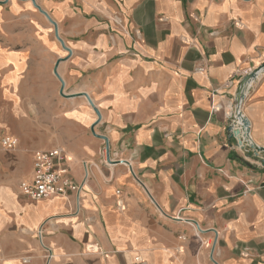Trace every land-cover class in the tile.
<instances>
[{
  "label": "crops",
  "instance_id": "crops-1",
  "mask_svg": "<svg viewBox=\"0 0 264 264\" xmlns=\"http://www.w3.org/2000/svg\"><path fill=\"white\" fill-rule=\"evenodd\" d=\"M262 65L264 0L0 3V137L17 142L0 141V264H264V167L228 130ZM242 110L264 147V71ZM57 149L75 186L27 198Z\"/></svg>",
  "mask_w": 264,
  "mask_h": 264
},
{
  "label": "built area",
  "instance_id": "built-area-1",
  "mask_svg": "<svg viewBox=\"0 0 264 264\" xmlns=\"http://www.w3.org/2000/svg\"><path fill=\"white\" fill-rule=\"evenodd\" d=\"M221 89L223 87H217L215 92L218 94ZM0 141L7 149L15 148L17 145L16 139L11 135H2ZM105 152L109 155L107 144L104 148ZM108 160L110 161L109 156ZM68 161H70V156L62 149H57L55 152H37L33 160V177L22 185L26 197L39 200L68 196L72 187L75 186L72 177L63 168V164ZM137 259L139 260L140 257Z\"/></svg>",
  "mask_w": 264,
  "mask_h": 264
},
{
  "label": "water",
  "instance_id": "water-1",
  "mask_svg": "<svg viewBox=\"0 0 264 264\" xmlns=\"http://www.w3.org/2000/svg\"><path fill=\"white\" fill-rule=\"evenodd\" d=\"M8 0L2 1V2H6ZM36 7L39 9V11H41L44 15H46V17L54 24L55 27V35L57 37V39L62 43V45L65 47L64 45V41L61 39V37L59 36V31H58V25L55 21H53V19L51 18V16L44 11L40 6H38L35 3ZM264 71V65H262L261 67H259L258 69H255L249 73H247L246 75H244L241 80L239 81V84L236 88L235 91V95H234V101H233V105L235 106V108L237 110H239L240 112H242V125L245 129H247V137H248V144L243 145L240 142H238L236 140L235 137V132L234 129L232 128V117L230 118V126H229V133L232 136V138L235 141V146L239 148V150L244 154V157L246 158L245 160L248 162V164L250 166H252V162H250L249 160L254 159L255 163L258 165H261L262 167H264V153L262 151L259 150V148L257 146V144H255L251 138L250 135V125H249V120L246 116V114L244 113V111L242 110V103L245 97V94L249 88V86L252 84V82ZM58 75V73H57ZM59 76V75H58ZM59 78L62 81V86L64 88V81L63 79L59 76ZM252 79L251 83L248 84L249 80ZM62 94L64 95L63 91ZM87 97L88 95L85 94ZM89 98V97H88ZM98 115L100 116V112L96 109ZM107 144V149L109 151V142L107 137L102 136ZM264 148V147H262ZM249 159V160H247ZM258 162V163H257Z\"/></svg>",
  "mask_w": 264,
  "mask_h": 264
},
{
  "label": "bare ground",
  "instance_id": "bare-ground-1",
  "mask_svg": "<svg viewBox=\"0 0 264 264\" xmlns=\"http://www.w3.org/2000/svg\"><path fill=\"white\" fill-rule=\"evenodd\" d=\"M252 81V79L249 80L248 84H250ZM232 117V128L234 129L235 135H240V137H238V141L244 143V140L241 137H244L247 129H245L242 125V112H240L239 110H237L234 107V110L231 111V113H229ZM241 138V139H240ZM258 147V146H257ZM260 151H262L264 153V148L262 147H258Z\"/></svg>",
  "mask_w": 264,
  "mask_h": 264
},
{
  "label": "rangeland",
  "instance_id": "rangeland-1",
  "mask_svg": "<svg viewBox=\"0 0 264 264\" xmlns=\"http://www.w3.org/2000/svg\"><path fill=\"white\" fill-rule=\"evenodd\" d=\"M2 1H4V0H0V3H4V4H5V3H6V4L9 3V0L6 1V2H2ZM35 7H36V6H35ZM36 8H37V7H36ZM7 9L10 10L11 7L8 6ZM37 9H38V8H37ZM38 10H39V9H38ZM40 12H41V11H40ZM45 16H46V15H45ZM47 20H48L47 22L50 23L51 27L53 28V32H54V34H55V27H54V24H53L48 18H47ZM53 21H54V20H53ZM56 23H57V22H56ZM69 24H70V23H68V22L60 23L59 26H60V28H62V27L67 28V27L69 26ZM57 25H58V24H57ZM58 31H59V28H58ZM54 34H52V35H54ZM62 35H63V33H62ZM59 36L61 37V39H62L63 41H64V39H65V41H64V45H65V47H67V45H68V41H66V40H68V39H66L64 35H63V37H62V36L60 35V33H59ZM55 37H56V35H55ZM56 39H57V37H56ZM57 40H58V39H57ZM66 42H67V45H66ZM242 157L245 158L243 153H242ZM250 161H252V163H255V160H254V159H251ZM257 163H258V162H257Z\"/></svg>",
  "mask_w": 264,
  "mask_h": 264
}]
</instances>
